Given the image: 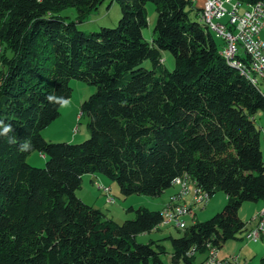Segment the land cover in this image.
<instances>
[{"label":"trees","instance_id":"trees-1","mask_svg":"<svg viewBox=\"0 0 264 264\" xmlns=\"http://www.w3.org/2000/svg\"><path fill=\"white\" fill-rule=\"evenodd\" d=\"M102 1L0 0V264H162V246L134 238L162 223L161 212L137 207L115 223L74 194L83 174L115 181L123 196H158L184 176L208 197L221 191L219 211L169 237L173 263L195 264L208 244L234 239L245 230L241 203L264 202L255 124L264 94L221 56L203 21L189 17L190 0H112L114 27L77 29ZM147 2L156 13L150 41L141 35ZM66 7L75 20L58 15ZM145 59L150 68L140 65ZM70 79L94 87L79 106L88 135L46 141L40 131L60 105L48 97L67 99ZM25 142L31 147L21 151ZM32 151L43 167L26 163Z\"/></svg>","mask_w":264,"mask_h":264},{"label":"rangeland","instance_id":"rangeland-1","mask_svg":"<svg viewBox=\"0 0 264 264\" xmlns=\"http://www.w3.org/2000/svg\"><path fill=\"white\" fill-rule=\"evenodd\" d=\"M189 17L193 18V12L191 7L189 8ZM146 10V25L141 30L142 38L146 41H150L153 25L156 19V13L151 2L145 4ZM58 15L65 18V20H75L76 12L73 7L63 8L58 12ZM120 16L118 5L112 0H103L96 8L92 11L84 21L76 23V28L81 31H97L100 27H114ZM212 33V32H211ZM213 38L218 46L222 44L219 51L223 49V43L221 39L216 37L213 33ZM6 56L9 57L10 53L6 51ZM163 65L166 69L172 68L171 56L166 52L162 51ZM142 67L150 68V63L147 59L143 60L140 64ZM5 71V65L0 63V73ZM259 83V88L263 87V84ZM68 85L71 88L70 96L66 99L69 101L66 107L59 105L58 115L52 120L46 127H44L40 134L44 140L49 142H68V143H79L83 141L88 133L86 130V117L80 114L79 106L83 100H85L89 94L94 91V87L78 79H70ZM263 122V116L258 113L255 117V124L261 125ZM26 163L30 166L41 168L44 166L45 158L38 152L32 151L26 155ZM93 175L99 176L104 180L96 179L91 174H83L81 176L80 184L75 190L74 194L83 203L90 205L98 209L105 217L111 219L115 223H121L125 219H130L134 216L133 210L137 207H143L152 211H160L164 205L168 202L170 195L177 190V185L168 187L158 196H146L131 194L123 196L119 193L117 183L113 180L108 179L102 174L93 173ZM109 187V188H108ZM104 188H108L106 192ZM191 197L189 195L183 198L185 205L191 210L189 215H186L180 219L185 223V226H189L192 221H204L211 217L215 212L219 211L225 202V196L221 191L214 192L208 197L207 201L203 205H192ZM111 201H108L110 200ZM190 200V203H189ZM189 203V205H187ZM183 205V203H182ZM255 202H243L238 208V217L245 222L247 228L253 226L255 222V214L258 209L255 208ZM131 210H130V209ZM256 210H255V209ZM191 214L193 215L192 217ZM255 216V217H254ZM256 224V222H255ZM183 233L182 229L175 228L171 223H159L152 230L146 233H140L135 235V241L140 243H146L149 240L155 241L156 244L160 245L164 249V253L160 254V260L162 264H185L182 261L173 263L170 261L169 253L171 246L169 237H177ZM243 231L238 233L234 239H228L219 249H217L216 258L217 260L226 259L233 256L237 251L239 245L245 244L247 240L242 239ZM241 238V240H240ZM244 238V237H243ZM256 239L255 241H257ZM248 243L252 246L255 244L254 241L250 240ZM237 249H234V248ZM246 251V250H245ZM244 251V252H245ZM206 249L203 253H196L194 255L193 262L195 264H201L205 260ZM242 258V257H241ZM247 260V258H245ZM249 259V257H248ZM252 256L250 260H252ZM258 257H255L253 262L258 264ZM249 261V260H248ZM204 262V261H203Z\"/></svg>","mask_w":264,"mask_h":264},{"label":"built area","instance_id":"built-area-1","mask_svg":"<svg viewBox=\"0 0 264 264\" xmlns=\"http://www.w3.org/2000/svg\"><path fill=\"white\" fill-rule=\"evenodd\" d=\"M198 19L207 22L213 27L215 34H219L223 43V51L231 61L243 70L257 68L261 72V81L264 82V41L258 37V32L264 22V7H258V3L254 2V9H246L225 0H204L198 12ZM223 19L225 21H222ZM239 52L247 57L246 61L236 58ZM261 130L264 147V128ZM186 186L194 188L192 203L203 205L208 199V194L204 190L203 198L195 199L196 185L190 178L188 184L179 183L176 195L170 196L161 210L173 212V219H168L165 224L171 223L177 229H180L179 214L185 213V207L181 206V195ZM106 190L108 189L104 188L105 192ZM255 216L259 217V226L251 231L248 238H244L247 241H255L261 233H264V206ZM207 249H210V258L207 259L210 260V264H243L237 255L217 260V249L209 247V244Z\"/></svg>","mask_w":264,"mask_h":264},{"label":"bare ground","instance_id":"bare-ground-1","mask_svg":"<svg viewBox=\"0 0 264 264\" xmlns=\"http://www.w3.org/2000/svg\"><path fill=\"white\" fill-rule=\"evenodd\" d=\"M227 2H230V3H235L236 5H238L239 7L241 8H246V9H254V4H247V5H241L240 3L238 2H235L234 0H225ZM258 7H264V5L262 3H258ZM200 21H203V23L208 27L209 31H211L216 37H218L220 39V36L219 34H215V31L213 29L212 26H210L207 22H205L204 20L202 19H198ZM221 56L233 67H235L236 69H238V71L240 72V74H242L243 76H245L251 83L253 84H257L258 83V80H261V72L257 69V68H248V70H243L241 69V67L239 65H237L235 62L231 61L226 53L223 51L222 49V52H221ZM178 179V177L176 178ZM179 183L180 184H188L189 182V177L187 176H184L182 177L181 179H179ZM176 195V194H174ZM173 195V196H174ZM189 195L192 196L191 197V204L193 205H196V203H192V198L194 196V188L193 186H186L184 191L182 192V195H181V206L182 207H185V213H181L179 214V222H180V229H184L186 226H185V223L183 221H180V219L186 215H189L191 210L189 209L188 206H186L183 202V198L185 196ZM203 198V193L198 191L196 189L195 191V199H202ZM185 199V198H184ZM183 203V205H182ZM162 214V217H163V222L162 223H165L168 219H173V212H168V211H162L161 212ZM255 226H254V229L251 230V231H254L257 229V227L259 226V217L256 216L255 218ZM251 233V232H250ZM210 258V250L207 252V257L205 258L204 262H202L201 264H210V260H207Z\"/></svg>","mask_w":264,"mask_h":264},{"label":"crops","instance_id":"crops-1","mask_svg":"<svg viewBox=\"0 0 264 264\" xmlns=\"http://www.w3.org/2000/svg\"><path fill=\"white\" fill-rule=\"evenodd\" d=\"M190 2H191V5H190V7H191V10H192V12H193V15L195 16V19H197L198 18V12H199V10H200V8H201V6H202V4H203V2H204V0H190ZM222 21H225V19H223ZM258 37L262 40V41H264V22H263V24H262V26H261V28H260V30H259V32H258ZM239 53H241V52H239ZM258 81H260V83L261 84H263V87H261V88H259L260 89V91H262V93L264 94V82L263 81H261V80H258ZM259 83V82H258ZM257 83V84H258ZM259 127L262 129V128H264V119H263V122L261 123V125H259ZM261 131V137H260V148L262 149V152H263V159H264V147H263V140L261 139L262 138V130H260ZM91 176H93V177H95L96 179H100V181L101 182H103L104 180H102V178H99V176H96V175H93V174H91ZM179 180H177L174 184H176L177 186H179ZM173 184V185H174ZM109 188V187H108ZM107 188V189H108ZM174 194H176V191L172 194V196L174 195ZM171 196V195H170ZM189 203H190V200H189ZM189 203L187 204V205H189ZM225 203V202H224ZM256 203V205H255V208L256 209H258V211L264 206V202H262V201H256L255 202ZM184 204H185V202H184ZM223 206V205H222ZM254 208V209H255ZM255 209V210H256ZM194 215V214H193ZM192 214H191V216L190 217H192L193 216ZM255 217V216H254ZM193 218V217H192ZM254 226H255V222L253 221V226L252 227H249V228H247L246 227V225H245V230L243 231V237L244 238H248L249 236H250V232H251V230H253L254 229ZM247 231H249L248 233H246ZM246 233V234H245ZM245 234V235H244ZM242 237V239L244 240V238ZM240 240H241V238H240ZM246 241V240H245ZM255 242V244H253L252 246L248 243V241L247 242H245V244H243V245H239V247H238V249L235 247L234 249H237V251H234V252H236L234 255H237L238 257H239V259L243 262V264H257V263H255V262H253V260H254V258L255 257H258V258H260L262 255H264V233H261L260 235H259V237H258V240L257 241H254ZM246 250V251H245ZM245 251V252H244ZM251 256H252V260H250V258H251ZM242 257V258H241ZM248 257H249V259H248ZM206 258V257H205ZM245 258H247V260L245 259ZM249 260V261H248ZM259 260V259H258ZM258 264H259V262H258Z\"/></svg>","mask_w":264,"mask_h":264},{"label":"clouds","instance_id":"clouds-1","mask_svg":"<svg viewBox=\"0 0 264 264\" xmlns=\"http://www.w3.org/2000/svg\"><path fill=\"white\" fill-rule=\"evenodd\" d=\"M48 100L50 102L55 101L57 104H60V106H62V107H66L68 105V103H69V101H67L63 97L49 96ZM2 124H3V122L0 121V125H2ZM9 131H11L10 126L4 125L3 126V134H7ZM9 142L10 143H15V140L14 139H10ZM30 147H31L30 143L25 142V143L21 144L20 150L21 151H27V150L30 149Z\"/></svg>","mask_w":264,"mask_h":264}]
</instances>
